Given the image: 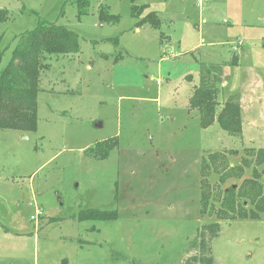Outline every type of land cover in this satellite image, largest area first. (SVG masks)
I'll return each instance as SVG.
<instances>
[{"label":"rangeland","instance_id":"obj_1","mask_svg":"<svg viewBox=\"0 0 264 264\" xmlns=\"http://www.w3.org/2000/svg\"><path fill=\"white\" fill-rule=\"evenodd\" d=\"M102 7L117 20H101ZM0 10V71L41 20L80 41L42 74L36 131L0 129V264H186L216 222L213 264H264V214L223 219L218 200L204 214L200 203L204 158L223 153L232 168L264 148V0H90L84 14L75 0H0ZM151 12L161 26H139ZM201 63L227 65L217 112L241 96V138L217 122L202 129L190 109ZM115 138L107 158L90 151ZM253 176L264 194V166H253L209 177L208 195ZM251 202L237 198V211ZM87 210L118 217L80 221Z\"/></svg>","mask_w":264,"mask_h":264},{"label":"trees","instance_id":"obj_2","mask_svg":"<svg viewBox=\"0 0 264 264\" xmlns=\"http://www.w3.org/2000/svg\"><path fill=\"white\" fill-rule=\"evenodd\" d=\"M80 14L87 11L90 0H75ZM135 0H132L134 3ZM142 8L146 10L147 6ZM137 5L133 7L132 14L135 15ZM100 18L105 22L116 21L117 17L111 15L106 7H102ZM9 14L5 10H0V25L8 22ZM149 24L159 28L161 21L158 16L151 12L148 13L139 26ZM80 52L79 35L63 25L54 22L41 20L37 28L19 36L17 46L12 52V58L8 65L0 71V129L16 130L22 132H34L38 126V98L41 93L42 74L51 68L50 59L54 56H67ZM3 52L0 43V63ZM223 63L218 64H200V84L195 87L190 99V109L198 110L200 113V127L207 129L214 122H217L220 128L235 138L243 136L242 106L241 96L235 94L231 96L223 105L220 112H217L219 88L224 79ZM105 141L91 149L96 158L105 159L113 149L118 145V139L115 138L114 145L102 149L108 145ZM114 147V148H113ZM252 155L246 156L240 165L230 167L227 165V157L220 152L212 153L208 158H204L201 164V213L207 210L209 197L218 200L225 213L219 216L223 219L251 218L259 220L261 214H264V194L262 186L255 180L256 169L252 179L246 180L236 193L233 188L225 190L223 193L217 191V186H213L209 191V177L218 175L219 182H226L236 176H242L244 171L253 166H264V148L251 150ZM259 174V173H258ZM260 176V174H259ZM264 178V177H263ZM211 185V184H210ZM250 198L254 208L249 212L240 211L237 204V198ZM258 201V202H256ZM246 201H243L245 205ZM242 205V207H243ZM232 215L229 216L228 214ZM118 217V212L87 210L79 214L80 221L100 220L110 221ZM221 231V225L216 222L203 226L198 238L194 243V248L198 250L199 255L189 259L186 264H213V254L211 242L218 238Z\"/></svg>","mask_w":264,"mask_h":264},{"label":"crops","instance_id":"obj_3","mask_svg":"<svg viewBox=\"0 0 264 264\" xmlns=\"http://www.w3.org/2000/svg\"><path fill=\"white\" fill-rule=\"evenodd\" d=\"M242 101V100H241Z\"/></svg>","mask_w":264,"mask_h":264}]
</instances>
